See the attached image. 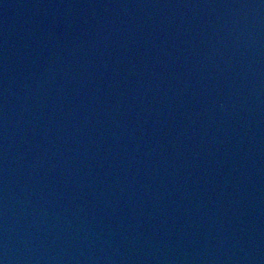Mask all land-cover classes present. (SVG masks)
Returning <instances> with one entry per match:
<instances>
[{"label":"water","instance_id":"obj_1","mask_svg":"<svg viewBox=\"0 0 264 264\" xmlns=\"http://www.w3.org/2000/svg\"><path fill=\"white\" fill-rule=\"evenodd\" d=\"M0 264H257L225 0H0Z\"/></svg>","mask_w":264,"mask_h":264}]
</instances>
